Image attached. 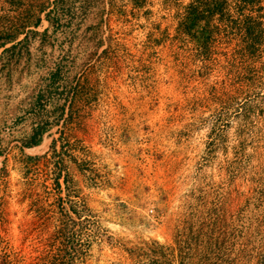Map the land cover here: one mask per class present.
Listing matches in <instances>:
<instances>
[{
    "label": "rangeland",
    "instance_id": "374dc122",
    "mask_svg": "<svg viewBox=\"0 0 264 264\" xmlns=\"http://www.w3.org/2000/svg\"><path fill=\"white\" fill-rule=\"evenodd\" d=\"M189 1L0 0V264L264 263V0Z\"/></svg>",
    "mask_w": 264,
    "mask_h": 264
},
{
    "label": "trees",
    "instance_id": "16d2710c",
    "mask_svg": "<svg viewBox=\"0 0 264 264\" xmlns=\"http://www.w3.org/2000/svg\"><path fill=\"white\" fill-rule=\"evenodd\" d=\"M258 2H261V0H190L189 3L184 6L185 13L180 19L179 28L182 33L191 37L199 46H206L209 33H212L213 29L218 28V21L223 20L226 15L229 16V9L231 5H234L238 16L237 32L240 33L244 43L251 45V43L254 42L255 33L256 35L259 31L261 33V26L263 25L260 21H257L258 18L256 16H252V14H254V11H252L253 7L255 3ZM31 14V12H27L26 16ZM43 14V9H38V11H36V14L33 15L35 21L32 27L38 28L41 25ZM47 18L48 16L45 15L44 20L47 21ZM214 22L215 24L213 25ZM36 101L40 102V96L37 97ZM46 132V126L39 123L33 128L28 142L21 146L20 155L24 160V167H29L30 165H35V167L38 166L36 162L39 161L40 158L27 156L24 150L39 146ZM55 145L56 141H53L52 146L54 147ZM2 168L4 169V166ZM61 178L60 170L56 171L52 183L53 188L60 190ZM74 214L76 215L77 213Z\"/></svg>",
    "mask_w": 264,
    "mask_h": 264
},
{
    "label": "crops",
    "instance_id": "0c3cea01",
    "mask_svg": "<svg viewBox=\"0 0 264 264\" xmlns=\"http://www.w3.org/2000/svg\"><path fill=\"white\" fill-rule=\"evenodd\" d=\"M37 147H39V146H37ZM33 148H35V147H33ZM33 148H30V149H33ZM30 149H29V150H30Z\"/></svg>",
    "mask_w": 264,
    "mask_h": 264
}]
</instances>
